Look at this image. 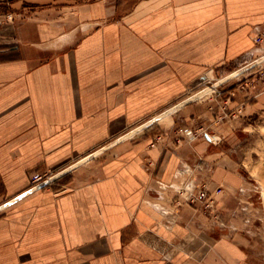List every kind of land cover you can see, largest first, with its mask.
<instances>
[{
	"label": "crops",
	"instance_id": "0c3cea01",
	"mask_svg": "<svg viewBox=\"0 0 264 264\" xmlns=\"http://www.w3.org/2000/svg\"><path fill=\"white\" fill-rule=\"evenodd\" d=\"M142 5L114 19L92 0L0 22V264H255L252 246L214 235L174 189L195 168L234 207L227 156L198 131L206 102L185 94L208 70L262 56L264 0ZM245 85L224 103L263 116L264 84ZM34 173L61 180L37 189Z\"/></svg>",
	"mask_w": 264,
	"mask_h": 264
},
{
	"label": "rangeland",
	"instance_id": "374dc122",
	"mask_svg": "<svg viewBox=\"0 0 264 264\" xmlns=\"http://www.w3.org/2000/svg\"><path fill=\"white\" fill-rule=\"evenodd\" d=\"M88 1L92 0H0V22L24 18L30 12L38 11L37 9L70 6ZM107 1L114 6V19L137 11V4H145L142 6L149 9L152 2V0ZM258 62H261V69L257 65H244L240 68L229 69L219 75L214 74L212 69L208 70L203 79L194 84L185 94L186 99L195 100L202 96L203 101L206 102L210 114L205 117L206 123L203 130L212 133L211 135L214 137L211 141L202 133V130H198L199 134L210 143L209 150L211 152L224 151L226 159H228L224 160L225 169L236 176L234 182L240 186L238 187L240 189L230 193L229 201H232L230 206L234 205L230 210L220 203L219 197L215 198L216 201L211 208L205 207V203L194 199L193 195L190 196L193 201H183V197L182 201L192 206L207 219V222L213 227L214 235L236 238L237 241H241L242 249L252 246L249 249L251 254L246 258L255 264H264V115L253 114L241 119L243 110L240 109L238 113L235 112L234 117L233 110L230 108L231 103L229 105L227 102L224 103V100L236 98L233 96L238 92L232 91V89L241 82L247 83L245 89L259 83L264 84V81L260 79V74L264 71V53ZM228 75H231L230 78L223 80ZM217 127L224 129L225 137L216 133ZM185 132V135L190 137L197 130L188 128ZM52 175L54 176V174ZM196 175L194 168L189 172L185 183L190 189L193 188L194 193L203 188L210 193L216 190L223 191L220 186H214L210 181H197ZM54 181L46 186L53 184ZM38 186L40 185L32 187ZM171 200L174 201L177 198L172 197Z\"/></svg>",
	"mask_w": 264,
	"mask_h": 264
},
{
	"label": "built area",
	"instance_id": "2783aa9c",
	"mask_svg": "<svg viewBox=\"0 0 264 264\" xmlns=\"http://www.w3.org/2000/svg\"><path fill=\"white\" fill-rule=\"evenodd\" d=\"M256 40L261 43V44H264V30L260 31L257 33L256 35ZM260 58L254 60L252 63L250 64H247V65H257L259 66V69L262 68V66H260V63L261 62H258ZM260 79L264 81V71L261 72L260 74ZM179 132L181 133H186L182 128L179 129ZM209 140H213V135H211L212 133H209L208 131H203L202 132ZM186 136V135H185ZM187 137V136H186ZM55 177L56 175H52L50 173H43V174H40V173H34L31 175L30 177V184L32 186H37V185H41L47 181H54L55 180ZM176 195L179 197V198H182L183 197V201H187V200H191L193 201V199L190 197L193 195V198L200 201V202H203L205 203V207H213V204L214 202L216 201V196H217V193L219 192V190H216L214 191L213 193H210L208 190L206 189H199L198 191H196L194 193L193 191V188L190 189V187L188 186V184H185L184 186H181V187H176L174 189ZM190 197V198H189Z\"/></svg>",
	"mask_w": 264,
	"mask_h": 264
},
{
	"label": "water",
	"instance_id": "95a60500",
	"mask_svg": "<svg viewBox=\"0 0 264 264\" xmlns=\"http://www.w3.org/2000/svg\"><path fill=\"white\" fill-rule=\"evenodd\" d=\"M68 171V170H67ZM66 171V172H67ZM61 175V174H60ZM57 177H55V179H56ZM51 181H47V182H45V183H43V184H41L40 186H38V187H36L37 189H41V188H43V187H45L47 184H49Z\"/></svg>",
	"mask_w": 264,
	"mask_h": 264
},
{
	"label": "trees",
	"instance_id": "16d2710c",
	"mask_svg": "<svg viewBox=\"0 0 264 264\" xmlns=\"http://www.w3.org/2000/svg\"><path fill=\"white\" fill-rule=\"evenodd\" d=\"M64 176H65V175H64ZM62 177H63V176H62ZM59 180H61V177L58 178V179H56V180L53 182V184L51 183L50 185H56V184L58 183Z\"/></svg>",
	"mask_w": 264,
	"mask_h": 264
},
{
	"label": "bare ground",
	"instance_id": "6f19581e",
	"mask_svg": "<svg viewBox=\"0 0 264 264\" xmlns=\"http://www.w3.org/2000/svg\"><path fill=\"white\" fill-rule=\"evenodd\" d=\"M230 76H231V75H228V76L224 77L223 80H227V79H229Z\"/></svg>",
	"mask_w": 264,
	"mask_h": 264
}]
</instances>
